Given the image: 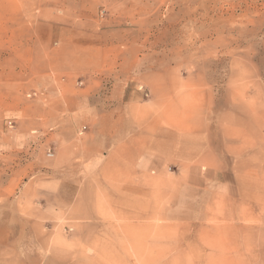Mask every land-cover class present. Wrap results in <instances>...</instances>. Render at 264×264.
Wrapping results in <instances>:
<instances>
[{
  "label": "rangeland",
  "instance_id": "374dc122",
  "mask_svg": "<svg viewBox=\"0 0 264 264\" xmlns=\"http://www.w3.org/2000/svg\"><path fill=\"white\" fill-rule=\"evenodd\" d=\"M126 78L200 151L57 178L50 127ZM0 264H264V0H0Z\"/></svg>",
  "mask_w": 264,
  "mask_h": 264
},
{
  "label": "crops",
  "instance_id": "0c3cea01",
  "mask_svg": "<svg viewBox=\"0 0 264 264\" xmlns=\"http://www.w3.org/2000/svg\"><path fill=\"white\" fill-rule=\"evenodd\" d=\"M127 82L128 78L117 86L112 85L108 97L113 103L111 108L107 104L99 106L95 112L71 109L61 117L62 122L50 127L48 134L52 143L46 148L54 151V158L45 159L44 167L57 166L54 169L57 178L69 182H88L93 178L103 181L107 179L106 170L118 165H128L129 173L135 177L149 174V169L164 163L170 139L180 143L182 154L189 150L200 151L199 128L171 136L167 129L164 132L162 125L160 129L157 125L153 129L157 123L152 120V99L138 101L136 92L131 89L134 86H128ZM86 92L88 97L94 94L90 89ZM115 173L118 174L112 169L116 177ZM115 177L112 180H121Z\"/></svg>",
  "mask_w": 264,
  "mask_h": 264
},
{
  "label": "built area",
  "instance_id": "2783aa9c",
  "mask_svg": "<svg viewBox=\"0 0 264 264\" xmlns=\"http://www.w3.org/2000/svg\"><path fill=\"white\" fill-rule=\"evenodd\" d=\"M47 156H52V153L50 151H48Z\"/></svg>",
  "mask_w": 264,
  "mask_h": 264
}]
</instances>
